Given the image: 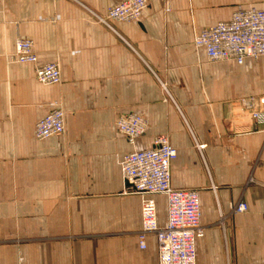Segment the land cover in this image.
Listing matches in <instances>:
<instances>
[{"label": "crops", "instance_id": "1", "mask_svg": "<svg viewBox=\"0 0 264 264\" xmlns=\"http://www.w3.org/2000/svg\"><path fill=\"white\" fill-rule=\"evenodd\" d=\"M121 1L0 0V264H159L154 234L140 247L141 207L153 198L164 225L167 199L126 193L121 168L159 136L177 150L173 188L200 193L197 264H264V125L239 104L264 95V57L211 62L194 44L264 0H147L116 32L92 15ZM18 39L60 65V84L11 60ZM55 109L64 134L38 139ZM129 113L148 122L134 143L117 127ZM241 202L248 211L234 213Z\"/></svg>", "mask_w": 264, "mask_h": 264}, {"label": "built area", "instance_id": "2", "mask_svg": "<svg viewBox=\"0 0 264 264\" xmlns=\"http://www.w3.org/2000/svg\"><path fill=\"white\" fill-rule=\"evenodd\" d=\"M147 0H122L110 7L105 15L92 12L98 23L116 32L115 23H138L147 8ZM197 48L204 49L211 62L233 61L243 64L248 58L264 57V10L255 7H238L232 19L204 29L195 38ZM15 63L34 66L36 80L43 85H58L62 81L60 65H40L31 40L18 39L16 51L11 57ZM168 99L173 98L163 85ZM241 110L257 125H264V95L248 97L239 101ZM119 133L129 143H134L146 133L145 117L129 113L119 117ZM65 113L55 109L36 125V136L40 140L63 135ZM205 146H198L203 155ZM177 158V150L167 136H159L154 146L144 151L126 154L121 168L128 194L157 195L167 199L168 215L164 225L158 222V210L153 198L147 197L141 207L142 228L139 233L141 249H146V238L157 237L159 264H197L196 243L204 229L201 224V204L198 190H178L172 186L171 165ZM234 213L248 211L246 203H234ZM264 218V215H263Z\"/></svg>", "mask_w": 264, "mask_h": 264}]
</instances>
